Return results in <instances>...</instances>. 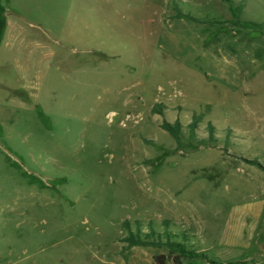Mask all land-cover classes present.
I'll list each match as a JSON object with an SVG mask.
<instances>
[{"label": "rangeland", "instance_id": "1", "mask_svg": "<svg viewBox=\"0 0 264 264\" xmlns=\"http://www.w3.org/2000/svg\"><path fill=\"white\" fill-rule=\"evenodd\" d=\"M231 1L264 23V0ZM175 6L232 17L228 0H0V264H153L125 220L188 235L207 257L184 264H264V34ZM194 112L217 146L159 126Z\"/></svg>", "mask_w": 264, "mask_h": 264}, {"label": "trees", "instance_id": "2", "mask_svg": "<svg viewBox=\"0 0 264 264\" xmlns=\"http://www.w3.org/2000/svg\"><path fill=\"white\" fill-rule=\"evenodd\" d=\"M228 8L231 13V18L225 21L209 20L207 17H197L190 13L181 12L180 8L175 6L176 16L184 17L187 20H191L195 23H225L229 22L232 26L258 30L264 34V23L254 20L241 19V6L234 5L231 0H228ZM163 102H155L151 107L152 113L163 114L164 111ZM202 116L192 114V118L189 123L182 124L179 120L168 121L163 119L159 126L166 132H168L175 140L178 146L183 144V140H194L201 144H207L210 146H217L219 144V137L217 135V128L209 121L206 125V136H200L198 134V123L201 121ZM232 131L230 129L225 130V140H228ZM148 141V140H146ZM252 163L259 165V162L252 160ZM165 228H167V220H164ZM122 227L127 230V235L120 240L124 242V248L131 246H152L161 249L153 254V264H184L186 260H193L197 258H206V253L197 249L192 243H190L189 236L182 233L172 232L165 229L162 232H156L151 229L148 232H142L140 230V223L136 222L135 230H132L130 222L125 220L122 223ZM213 264H234V262H217Z\"/></svg>", "mask_w": 264, "mask_h": 264}]
</instances>
